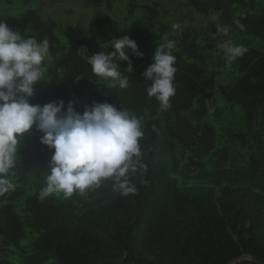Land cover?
<instances>
[{
  "label": "trees",
  "instance_id": "obj_1",
  "mask_svg": "<svg viewBox=\"0 0 264 264\" xmlns=\"http://www.w3.org/2000/svg\"><path fill=\"white\" fill-rule=\"evenodd\" d=\"M197 12L205 16L221 14L224 26L235 28L242 37H253L264 46V13L246 12L235 15L236 5L244 0H186ZM255 0H251L254 2ZM139 0H129L128 13L133 15ZM105 0H85L86 8L94 10L89 24V36L65 46L57 36V24L45 21L36 9L27 8L7 24L10 29H21L25 37L38 40L47 38L50 43V65H47L46 85H39L30 103L41 106L63 101L65 111L69 101L74 107L83 95L97 87L100 79L92 74L91 66L79 53L82 49L91 56L99 51H111V39L129 35L138 46L142 58L129 54L133 72L127 71V62L121 63V72L129 80L126 89L106 88L98 95V103L107 102L118 109L125 108L140 118L143 138L140 141L141 159L146 172L134 174L137 193L122 196L114 191L111 181L88 192L97 195L94 204L76 219L69 221V211L51 196L41 200L39 192L25 199L29 214L26 223L16 211V202L25 197L21 187H15L0 202V237L7 246L21 249L28 224L39 238L34 248L51 254L49 264H264V187L259 174H264V128L259 127L260 110L264 108V50L248 48L247 53L235 61L240 77L231 87L220 92L227 103L239 106L245 112L246 124L257 147L251 157L249 173L237 176L238 187L218 190L210 186L178 187L172 178L181 171L177 154L178 145L189 153V167L204 169V158L214 154L217 131L212 125H201L208 114V102L217 90L218 73L208 68V54L212 48L198 43V38L183 29L177 36L174 84L176 94L170 99L171 107L161 110L154 98H149V81L143 72L152 62L157 35L149 25L134 21L128 28L119 30L111 17L102 9ZM150 18L158 12L146 6ZM244 25L241 31L233 20ZM173 29L170 30V34ZM180 50V51H178ZM63 80H60V76ZM77 77H80L77 79ZM161 119L149 121L143 118ZM42 133L32 130L31 144L23 141L17 153L23 166H42L36 175L44 180L53 154L41 144ZM232 139L246 142L244 134H232ZM245 181V184H244ZM262 190V192H258ZM113 197V198H110ZM81 196L74 194L72 200ZM31 262V259H24ZM0 264H13L1 260Z\"/></svg>",
  "mask_w": 264,
  "mask_h": 264
},
{
  "label": "clouds",
  "instance_id": "obj_2",
  "mask_svg": "<svg viewBox=\"0 0 264 264\" xmlns=\"http://www.w3.org/2000/svg\"><path fill=\"white\" fill-rule=\"evenodd\" d=\"M233 23L244 30L238 19ZM172 29L171 36L178 37L183 31L179 23H174ZM216 29L214 38L228 35L229 27ZM177 43V39L165 35L143 72L144 80L150 82L147 95L158 102L161 110L171 107L170 99L176 94V57L172 53ZM219 46L226 67L248 51L231 40H224ZM108 47L111 51H99L91 56L83 49L79 53L95 77L113 88L126 89L129 80L121 72V63L127 62L126 69L132 73L129 54L138 58L143 54L129 35L111 39ZM49 57L47 38L25 37L0 22V196L15 190L11 177L19 146L34 126L42 133L41 144L53 151L45 185L39 192L41 200L54 195L64 199L74 194L84 196L105 181H111L113 190L122 196L136 194L132 177L147 170L141 159L140 141L144 132L140 118L107 102H93L82 114L74 109L73 101H69L66 111L63 101L43 106L31 104L34 85L46 82ZM59 78L63 80L62 75Z\"/></svg>",
  "mask_w": 264,
  "mask_h": 264
},
{
  "label": "rangeland",
  "instance_id": "obj_3",
  "mask_svg": "<svg viewBox=\"0 0 264 264\" xmlns=\"http://www.w3.org/2000/svg\"><path fill=\"white\" fill-rule=\"evenodd\" d=\"M85 0H0V22L7 24L10 17H15L24 12L27 8L36 9L45 21H54L57 24V36L65 46L73 45L77 40L89 36V24L94 14V10L86 8ZM242 5H236L235 15L241 16L246 12L254 14L264 13V0H244ZM129 0H105L103 10L111 17L113 23L119 30L128 28L134 21L142 20L146 22L151 30L159 38L160 43L163 37L169 35L174 23H179L182 29L189 30L198 38V43L205 47L211 45L208 54V68L210 71L218 73L217 90L212 100L208 102V114L201 122V125H212L217 131L216 149L214 154L204 158L205 167L199 169L194 166L189 167V153L181 145H178L177 154L180 161L181 171L173 175L178 187L210 186L221 190L225 187H238L237 176L233 172L242 171L249 173L250 159L257 154V147L252 139V132L246 124L245 112L239 106L227 103L223 98L220 89L222 87L233 86L240 77L239 69L234 62L230 67H226L223 51L220 43L224 40H231L236 44H242L248 48L264 50L262 42L253 37H242L238 31L229 27L226 37H215L216 27H225L221 21V14L205 16L197 12L186 0H139L138 9L133 15L128 13ZM149 6L158 12L156 18L151 19L149 12L145 9ZM8 25V24H7ZM9 27V26H8ZM228 27V26H227ZM24 35L21 29H11ZM174 50H177V46ZM180 51V50H178ZM52 62L49 57L46 62ZM34 85V93L39 85ZM111 86L100 80L97 87L87 91L78 101L74 109L83 113L86 106L93 102L98 103V95H104L106 88ZM259 127L264 128V108L260 110ZM161 119L151 117L147 114L143 118L146 125L149 121ZM32 130L25 134L22 141L28 146L31 144ZM232 134H244L248 139L246 142L232 139ZM43 167V165L41 166ZM38 164L33 167L23 166L16 161V168L13 170L12 180L16 187H21L25 191V197L16 202V211L22 220L28 223L29 214L25 209V199L34 195L37 190L44 185V180L36 175V169H41ZM47 173V170H46ZM261 182L259 187H264V174H259ZM245 184V181H244ZM262 192V190H258ZM58 204L65 205L69 211V221H72L84 213L88 203L94 204L97 195L91 197L88 193L81 196L79 200L64 199L62 196H51ZM113 198V197H110ZM5 205L0 202V209ZM39 238L28 224L26 225V238L21 242V249L7 246L0 237V261L8 260L13 264H28L24 259H31L30 264H49L54 262L51 254H44L34 248L35 241Z\"/></svg>",
  "mask_w": 264,
  "mask_h": 264
},
{
  "label": "water",
  "instance_id": "obj_4",
  "mask_svg": "<svg viewBox=\"0 0 264 264\" xmlns=\"http://www.w3.org/2000/svg\"><path fill=\"white\" fill-rule=\"evenodd\" d=\"M245 259H251V260H255V261L260 262L259 260L255 259V258H253V257H251V256H245V257H242V258L239 259V260H235V261H233L231 264L239 263V262H241V261H243V260H245Z\"/></svg>",
  "mask_w": 264,
  "mask_h": 264
}]
</instances>
